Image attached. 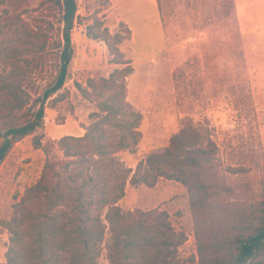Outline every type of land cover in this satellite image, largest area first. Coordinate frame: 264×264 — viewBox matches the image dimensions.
Listing matches in <instances>:
<instances>
[{
    "label": "rangeland",
    "instance_id": "374dc122",
    "mask_svg": "<svg viewBox=\"0 0 264 264\" xmlns=\"http://www.w3.org/2000/svg\"><path fill=\"white\" fill-rule=\"evenodd\" d=\"M4 1L0 5V62L7 61L2 63L6 69L18 70V66L24 71L21 87L29 99L21 113L30 114L37 108L33 99L56 72L60 9L49 0ZM154 1L163 33L156 26L144 32L130 30L129 35L120 15L129 20L139 15L150 18V8L142 0H76L73 59L84 62L85 68L77 70L72 59L69 78L44 104L43 126L16 142L0 165V264L8 241L5 222L13 204L38 181L45 162L43 147L51 144L56 149L61 137L84 135L90 122L88 115L96 98L94 94L81 96L74 83L86 89L91 67H124L110 63L107 45L88 38L87 26L94 31L105 27L111 35L117 34L121 40L117 49L133 68L125 80V99L141 116L140 138L132 150L115 154L119 162L134 171L140 159L162 151L171 137L189 126L214 142L221 175L237 189L221 202L220 210L206 217V224L231 235L228 226L240 225L239 211L264 200V0ZM41 45L43 51H39ZM7 46H18L20 52L2 53ZM112 60L118 61L117 57ZM144 61L150 62L145 65ZM8 93L0 90L3 113L9 110ZM60 125L69 134L49 137L60 135L56 132ZM35 136L40 138L38 148L32 144ZM116 206L143 217L149 211L163 213L180 234L181 264L198 263L196 221L182 184L165 179L153 187L127 183ZM98 262L109 264L104 248Z\"/></svg>",
    "mask_w": 264,
    "mask_h": 264
},
{
    "label": "trees",
    "instance_id": "16d2710c",
    "mask_svg": "<svg viewBox=\"0 0 264 264\" xmlns=\"http://www.w3.org/2000/svg\"><path fill=\"white\" fill-rule=\"evenodd\" d=\"M49 1L61 14L58 62L53 79L32 101L35 111L21 113L29 99L21 87L24 71L18 66V70L6 69L2 63L7 61L0 62V90H8L10 96L9 110L0 109V165L16 142L43 126L45 102L70 75L76 0ZM4 2L0 0V5ZM99 28L87 26L86 36L103 41L110 63L124 67L96 70L86 79V89L74 83L81 96L96 98L90 122L84 135L63 136L56 149L51 144L43 147L45 162L38 181L13 204L5 222L8 241L2 264H99L103 248L109 264H181L180 234L173 231L167 216L154 211L147 217L132 215L116 206L127 183L153 187L159 179L178 182L187 190L196 221L197 264H264V200L239 211L240 225L228 226L231 235L205 223L237 191L221 175L217 147L205 132L182 127L166 148L140 159L134 171L115 157L139 141L141 116L125 99V80L133 68L117 49L120 37ZM127 32L131 34L128 27ZM43 50L41 45L39 51ZM1 52L20 51L18 46H7ZM116 57L118 61L112 60ZM95 77L101 78L94 81ZM32 144L40 147V138L33 137Z\"/></svg>",
    "mask_w": 264,
    "mask_h": 264
},
{
    "label": "crops",
    "instance_id": "0c3cea01",
    "mask_svg": "<svg viewBox=\"0 0 264 264\" xmlns=\"http://www.w3.org/2000/svg\"><path fill=\"white\" fill-rule=\"evenodd\" d=\"M142 2L144 4H146L149 8H150V18H146V17H136L135 20H129L126 18V16H121L120 15V20L131 30V31H135V30H140L141 32L147 31L149 28L152 27H156L158 26L160 31L163 33L162 31V27L160 24V19H159V13H158V8L157 5L155 3L154 0H142ZM129 12V11H128ZM128 14V13H127ZM77 54V51L75 52ZM74 61L75 63V67L77 68V70H81V68H85V64L84 62H78L75 59H73V63ZM150 61H144L142 62L143 64H148ZM77 64V66H76ZM88 68V67H87ZM96 68V67H95ZM91 67V74L90 77L94 76V72L96 71V69ZM108 68V67H107ZM76 70V69H75ZM89 70V69H88ZM68 121V120H66ZM64 125H60L56 132L60 135L56 136L55 134L49 135V137L51 138H59L61 136H63L64 134H69V132H65L67 129L61 130L60 128H62ZM72 129V128H71ZM74 132H76V130L73 128ZM83 130V129H82ZM75 136H81V132H77L75 134Z\"/></svg>",
    "mask_w": 264,
    "mask_h": 264
}]
</instances>
